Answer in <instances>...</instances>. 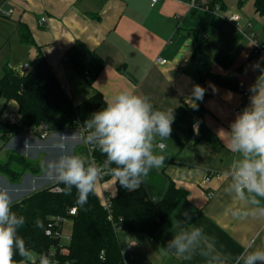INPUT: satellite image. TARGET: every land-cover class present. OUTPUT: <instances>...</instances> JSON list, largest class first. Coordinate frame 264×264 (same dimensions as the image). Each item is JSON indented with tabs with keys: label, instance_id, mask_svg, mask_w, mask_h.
Listing matches in <instances>:
<instances>
[{
	"label": "crops",
	"instance_id": "obj_1",
	"mask_svg": "<svg viewBox=\"0 0 264 264\" xmlns=\"http://www.w3.org/2000/svg\"><path fill=\"white\" fill-rule=\"evenodd\" d=\"M4 9L12 10V13L8 17H0L1 31L10 34L7 41L11 40L12 49L21 54L15 70L19 71L33 62L39 47L76 104L89 98L94 90H98L106 102L121 91L132 90L148 95L153 105L161 110L191 106L189 97H192L193 86L207 72L218 75L233 72L242 82L243 92L249 95L248 88L259 75V69L253 70V64L259 61L264 67V55L254 61V45L246 37L253 32L264 44V16L258 14L254 6V13L217 12L210 26L213 30L209 31V28L206 31L207 40L196 51L194 38L205 11L190 7L182 0H159L154 6L151 0H9L4 2ZM232 14L240 16L243 33L237 31L230 21ZM44 15L48 19L47 24L40 26L38 20ZM19 24L29 31L35 44L20 41ZM77 40L97 51L105 61L93 87L64 64L67 49ZM220 52L233 59L230 68L225 69L213 60ZM158 59L165 62L160 63ZM206 85L210 95L204 101L207 108L204 123L217 136L218 129L229 128L248 99L245 103L243 92L224 88L210 79L206 80ZM8 106L18 113L15 101H10L6 108ZM4 131V122L0 121V137L6 139ZM57 133L61 131H54L43 140L36 135L16 134L6 139L2 151L6 155L10 151L17 152L33 161L40 158L38 164L41 167L42 160L57 156L52 148ZM194 133H198V128ZM217 138V144L202 139L191 141L183 149L171 137L166 141L157 138V143H163L164 147L156 150L162 152L165 160L159 169L150 171L153 176L148 174L143 184L152 197H160L166 183L163 174H166L178 187L186 190L187 197L154 235L122 232L123 246L129 241L137 242L132 252L122 253L125 264H204L199 255L190 260L182 259L165 249L172 235L180 227L187 226L183 224L182 213L185 210L201 211L200 217L192 224L203 227L225 254L235 257L243 247L253 242L254 247L264 248V219L232 215L233 210L243 209L246 205L224 192L228 180L225 172L235 157ZM26 141L33 145L28 152H24ZM68 143L74 153L82 154L81 147H75L76 140L70 139ZM156 176L162 178L160 184L156 183ZM55 180L41 168L37 174L25 173L18 182L1 177L0 186L7 188L11 197H15V193L21 195V191L31 183L37 182L40 185L38 189H41ZM97 187L100 193L95 191L100 198L102 190L110 191L113 185L105 180ZM21 198L12 199L14 202Z\"/></svg>",
	"mask_w": 264,
	"mask_h": 264
},
{
	"label": "trees",
	"instance_id": "obj_2",
	"mask_svg": "<svg viewBox=\"0 0 264 264\" xmlns=\"http://www.w3.org/2000/svg\"><path fill=\"white\" fill-rule=\"evenodd\" d=\"M208 2L202 25L194 38L195 51L200 50L207 40L204 36L216 18L215 6L223 7L222 0ZM253 6L258 14L264 16V0H253ZM0 17L6 16L0 13ZM18 35L21 42L35 44L29 31L21 24L18 25ZM37 50L36 59L28 64L29 67L24 71L9 67L2 69L0 99L4 100V105L0 116L10 101L18 104L19 116L16 124L5 121L4 135L7 140L13 135L24 133L30 126L42 123L49 125L53 132L84 126L83 122L91 113L106 106V101L98 90H94V93L81 103H74L39 47ZM213 60L225 69L230 68L233 63V59L223 52L218 53ZM63 61L89 87H93L105 66L101 55L80 40L67 49ZM207 79L227 89L239 92L244 90L242 82L233 72L225 75L212 72L202 74L198 84L204 87L206 92L202 101H196L198 108L188 105L175 107V121L170 137L180 149L185 148L191 141L202 139L212 144L218 143L217 136L204 123L207 112L204 101L210 95L206 85ZM154 107L160 109L155 105ZM194 126L198 128L197 134L194 133ZM93 155L100 164L105 159L98 149L93 151ZM40 171L38 163L17 152L10 151L4 159H0V174L11 182L20 181L27 172L37 174ZM149 174L152 175L151 172ZM163 176L166 183L160 197H152L143 183L137 190L128 191L117 182V193L111 198L110 212L102 206L96 191L89 194L88 202L81 206L76 202L77 191L74 187L68 194L62 182L50 183L13 202L12 210L25 218L19 235L24 238L27 246L37 253L51 255L53 252L51 256L56 260V264H125L122 232L154 235L187 197L186 190L178 187L166 174ZM159 179L162 178H157ZM57 186L60 187V192L54 191ZM71 207L76 208L75 215L68 214ZM189 214L193 223L200 217L201 211L195 210ZM60 217L69 218L72 222L67 243H61L60 238L54 236L57 231H61L62 225H59L57 220ZM48 230L53 232L52 235L46 234ZM15 259L18 261L20 257L17 255Z\"/></svg>",
	"mask_w": 264,
	"mask_h": 264
},
{
	"label": "clouds",
	"instance_id": "obj_3",
	"mask_svg": "<svg viewBox=\"0 0 264 264\" xmlns=\"http://www.w3.org/2000/svg\"><path fill=\"white\" fill-rule=\"evenodd\" d=\"M252 67L259 69V75L248 88V103L236 114L228 129H218L217 137L235 157L225 172L228 180L224 192L246 205L233 210L232 215L264 219V67L259 61ZM212 87L215 92V86ZM205 92L199 84L193 86L195 99L189 97L193 108H198L196 101H202ZM174 121L175 108L156 109L148 95L121 91L83 122L79 139L99 150L105 157L101 164L69 148L68 141L77 139L75 134L57 133L52 144L57 156L42 160L41 168L62 182L66 193L70 194L74 187L76 202L81 206L88 202L89 194H94L104 175L114 177L116 183L128 191H135L150 171L163 165L165 157L155 149L164 145L157 143V138L168 140ZM32 147V143L26 141L24 152ZM12 205L8 189L0 186V264H56L49 254L37 253L27 246L19 235L25 218L14 212ZM182 215L183 224L187 226L180 227L165 246L173 255L188 260L199 255L204 264H264V248L254 247V242L232 257L217 248L215 239L208 236L203 227L191 223L188 210Z\"/></svg>",
	"mask_w": 264,
	"mask_h": 264
},
{
	"label": "built area",
	"instance_id": "obj_4",
	"mask_svg": "<svg viewBox=\"0 0 264 264\" xmlns=\"http://www.w3.org/2000/svg\"><path fill=\"white\" fill-rule=\"evenodd\" d=\"M9 0H0V13L3 14L4 16L8 17L11 15L12 10H5L4 9V2H7ZM159 0H151V5L154 6ZM182 1H186V3L190 6V7H195L198 9H201L203 11H206L208 9V1L209 0H182ZM220 7L219 6H215V13L220 11ZM230 21L235 25V28L237 29V31H240L243 33V31L240 28V16L236 15V14H232L231 17L229 18ZM47 17L44 15L42 16L39 20H38V24L40 26H45L47 24ZM246 37L249 39V41H251L254 45V54H255V58L254 61H256V59L260 58L262 55H264V44L260 43L259 40L257 39V36L255 33H250L248 35H246ZM204 38H207V35L204 36ZM158 61L160 63H164V60L158 59ZM29 67L28 64L24 65L22 67V69H20L19 71H24L25 69H27ZM243 98L245 99L244 102L246 103V100L248 99V94L245 92H243ZM243 104V103H242ZM243 106L240 107V109H238V111H240L242 109ZM7 121L10 122L11 124H16L19 121V116L18 114L15 113H9L8 115H6ZM84 126H78L75 128H68L65 129L63 131H61V134H66V135H72L75 134L77 136L76 143H75V147H81V149L83 150V154L89 159V160H95L97 162V160L95 159L94 155H93V151L95 150V148H92L91 146H89L88 144L84 143L83 140L79 139V137L82 134V130H83ZM197 128V127H196ZM195 128V130H196ZM53 131L50 130L49 125L47 124H40V125H33L30 126L26 129V131H24L23 134H25L26 136L28 135H36L37 137H39V139H46ZM164 145V144H163ZM164 147V146H163ZM98 164H100L99 162H97ZM110 177V175H104L101 180L98 182V185H101V183H103L105 180H107ZM57 180H55L54 182H56ZM53 183V182H52ZM54 191L60 192L61 189L60 187H55ZM111 198L109 194H107L106 191L102 190L101 192V197L99 198L102 206L108 211L110 212L111 210ZM68 214L69 215H75L76 214V208L75 207H71L68 210ZM112 216L109 214V219H111ZM64 217L63 218H59L57 219L59 222V225H62L61 222L64 221ZM119 221L121 222L122 219L120 218ZM61 231H62V226H61ZM61 231H57L56 234H54L55 237H59L60 238V234ZM53 232H51L50 230H48L46 232V234L48 235H52ZM61 240V239H60ZM69 241V238H68ZM61 243H63L62 241H60ZM137 247V242L136 241H129L127 243H125V245L122 247V253L127 252L130 253L132 252L135 248ZM53 253V252H52ZM51 253V255H52ZM50 257L56 262V260L54 259L53 256ZM57 263V262H56Z\"/></svg>",
	"mask_w": 264,
	"mask_h": 264
},
{
	"label": "rangeland",
	"instance_id": "obj_5",
	"mask_svg": "<svg viewBox=\"0 0 264 264\" xmlns=\"http://www.w3.org/2000/svg\"><path fill=\"white\" fill-rule=\"evenodd\" d=\"M241 1V3L239 2ZM223 3V7L220 9L219 12L222 13H254L253 10V1L252 0H222ZM241 5V6H239ZM242 7V8H240ZM2 28H0V77H2L3 75V67H9V68H13L15 69L16 66L18 65V62L20 61V53H17V51L13 48L12 46V42L11 40L7 41V38H11L10 34L8 33H4L3 31H1ZM212 27L210 28L209 31H212ZM6 39V40H5ZM3 99H0V110L2 107V103H3ZM8 106L4 112L2 113V115L0 116V121L4 122L7 120L6 115H8L9 113H15L17 114V111H14V109H12L13 107ZM5 116V117H4ZM6 139L0 137V159H4L5 158V153L2 151V147L5 144ZM156 150V149H155ZM156 152L158 154L161 155L162 152H160V150H156ZM40 161V158L36 161H34L35 163H38ZM2 178H4L6 181H10L8 178L4 177L1 175ZM0 177V180H1ZM106 181H108V183H111V185H113L112 190H106L111 196H114L116 193V181L114 177H110L108 178ZM158 183H160V179L157 180ZM34 186V187H33ZM40 185H38L37 182L31 183L29 185L26 186V189L21 191V195H17V193H15V197H12L14 199L16 198H20L21 196H25L27 194H29L30 192H33L34 190L38 189ZM31 190H29L28 188H31ZM97 192L100 193L99 188H96ZM12 199V200H14ZM71 227H72V222L69 218H65L62 224V231L60 234V239L61 241H63L64 243L68 242V238L70 236V232H71Z\"/></svg>",
	"mask_w": 264,
	"mask_h": 264
}]
</instances>
